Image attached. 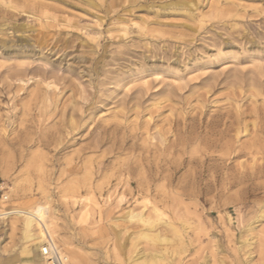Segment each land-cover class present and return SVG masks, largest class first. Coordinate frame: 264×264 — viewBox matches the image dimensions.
I'll return each mask as SVG.
<instances>
[{
	"label": "rangeland",
	"instance_id": "1",
	"mask_svg": "<svg viewBox=\"0 0 264 264\" xmlns=\"http://www.w3.org/2000/svg\"><path fill=\"white\" fill-rule=\"evenodd\" d=\"M34 206L66 264H129L128 211L164 264L259 263L264 0H0V264Z\"/></svg>",
	"mask_w": 264,
	"mask_h": 264
},
{
	"label": "bare ground",
	"instance_id": "2",
	"mask_svg": "<svg viewBox=\"0 0 264 264\" xmlns=\"http://www.w3.org/2000/svg\"><path fill=\"white\" fill-rule=\"evenodd\" d=\"M22 73H24V72H22ZM45 103H46V101H45ZM136 107H137V105H136ZM28 211H31L33 213V216L30 217L28 215H24L23 216V224H22V239L24 241V244H26L24 249H23V252L25 253L24 258L26 259V262H28L30 264H40V263H42L43 260H46L49 264H66V260L62 256L60 250H58L57 246L51 242V239L48 237V235L44 229L43 223H45V224L50 223L49 222V216H48L49 208L47 206L46 207L34 206L32 208H23L19 212H21V213L27 212L28 213ZM153 211L155 213H157V210L155 208L153 209ZM259 213H260V215L258 218L264 219V207H263V210ZM120 219L122 221L128 222V223L141 224L143 227L148 228L147 232H145V233L139 232L134 236V238L132 237V240L134 241V249H135L133 254H135V255L132 256L131 258H129L130 259L129 264H164V257L161 254L155 253V252H145V251H142L141 249H138L136 246V243L138 241L150 242L153 245L159 244L162 242L168 243V240L161 238L160 236H158V234H156V235L155 234L154 235L149 234L150 230L154 227V225L152 224L151 218L148 216H144L142 213H135L133 211H128L125 214H123V216ZM168 227L171 228V230L173 232V237H176L178 235L177 234L178 231L176 229L172 228V225H170V224L168 225ZM248 231L251 233V236L253 234V236L255 238H257L258 235L259 236L261 235V234H259L261 232H259L258 235H256L254 232V227H252V226L249 227ZM263 235H264V233H263ZM257 239L261 243V245H259V248L261 247V250L258 249V250H260V252H258L257 260L259 263H257V264H264V245H262L264 242V238L263 239L261 238V240L259 238H257ZM247 240L244 239L242 241V244H245V246L248 249L253 244L249 243ZM169 242H170V240H169ZM30 245H31V248L29 247ZM38 251L40 252V254H38ZM251 252H253V251H251ZM252 254H254V253H252ZM249 255H251V254H249ZM246 261H247V259H246ZM200 264H208V263L206 261H204L203 263H200ZM246 264H249V262H246Z\"/></svg>",
	"mask_w": 264,
	"mask_h": 264
}]
</instances>
